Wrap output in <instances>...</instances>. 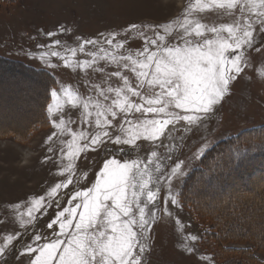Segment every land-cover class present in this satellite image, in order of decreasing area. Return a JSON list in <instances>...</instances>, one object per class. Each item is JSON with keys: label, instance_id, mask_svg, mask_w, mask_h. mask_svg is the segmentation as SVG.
Returning a JSON list of instances; mask_svg holds the SVG:
<instances>
[{"label": "snow or ice", "instance_id": "6c2138e0", "mask_svg": "<svg viewBox=\"0 0 264 264\" xmlns=\"http://www.w3.org/2000/svg\"><path fill=\"white\" fill-rule=\"evenodd\" d=\"M209 10L230 22L204 24L197 14ZM260 34H264V0H191L182 14L167 21L130 24L124 38H118L117 31L99 33L95 39L78 36V45H64V54L53 50L62 45L60 39L40 45L48 49L40 58L49 66L54 67L47 58L59 57L66 67L91 69L103 80L87 97L63 85L59 91L51 89L47 111L56 131L47 137L52 146L43 162H52L55 174L64 178L43 194L11 205L24 231L5 235L0 257L55 206L47 224L50 235L36 233L19 251L27 264H150L153 226L164 216L171 217L169 204L180 206L173 182L192 179L190 162L175 155L180 146L177 137L182 142L183 133L204 123L231 94L233 82L250 66V50L264 54V45L256 47ZM46 35L51 39L58 33ZM135 38L143 41L142 48H126L128 39ZM90 45L94 51L87 50ZM77 53L90 59L76 60ZM125 73H131L135 82ZM113 78L118 85L113 86ZM66 105L82 109L78 130L69 127L63 116L52 119ZM142 143L150 146L144 156L139 154ZM210 147L205 141L192 159L205 156ZM101 148L106 158L95 181L86 189L75 187L86 177V173L77 177L76 161L82 153ZM120 154L131 158H117ZM244 159L243 151H236L217 171H229ZM204 176L201 173L197 182L203 183ZM70 185L73 190L62 192ZM162 189L167 190L163 198ZM62 194L68 196L63 206ZM197 239L191 233L185 236V241ZM187 251L194 249L187 246Z\"/></svg>", "mask_w": 264, "mask_h": 264}, {"label": "rangeland", "instance_id": "374dc122", "mask_svg": "<svg viewBox=\"0 0 264 264\" xmlns=\"http://www.w3.org/2000/svg\"><path fill=\"white\" fill-rule=\"evenodd\" d=\"M190 2L191 0H0V243L6 234L24 231L19 228L11 205L33 195L43 194L51 185L64 178L55 174L56 166L52 162H43L44 157L50 155L47 152L48 147L52 146V142L46 143L47 137L56 131L47 111L48 104L52 102L51 89L59 91L63 85L79 92L82 97H87L95 94L93 85L100 84L103 80L102 74L91 69L82 71L66 67L59 57L47 58L51 65H54L49 66L40 58V54L48 49L40 45L60 39L62 45L53 50L64 54V45L76 47L78 36L95 39L99 33L107 35L111 31H117L121 33L118 38H124L125 29L130 24H156L167 21L182 14ZM197 15L209 26L230 22L229 17L222 16L217 11L209 10ZM61 26L70 31L60 32ZM50 31H55L58 35L50 39L46 35ZM258 41L256 47L264 45V34L259 35ZM142 46L143 41L139 38L128 39L126 44V48L131 49H140ZM87 50L95 49L90 45ZM75 59L90 57L77 53ZM100 66H104L103 62ZM37 69L46 71L51 79L42 78L35 72ZM108 70L113 69L110 67ZM125 74L135 82L131 73ZM118 83L117 78L112 79L113 86ZM47 93L49 99L43 114L38 104H42ZM81 111L79 107L66 105L63 112L53 115L52 119L59 121L63 116L69 121V127L78 130L82 127ZM32 119L34 121H30ZM259 126H264V54L255 52L253 48L250 50V66L233 82L231 94L217 106L216 111L208 116L204 123L194 126L190 132L183 133L182 142L179 141V136L177 137L180 146L175 155H180L181 159L191 164L189 171L192 179L188 183L191 193L201 185L197 192L202 199L213 197L211 202L221 204L229 195H249L248 190L254 187V184L264 186V150H258L263 152V156L254 161L250 154L244 155L245 159L239 168H234L232 176L212 179L217 175L210 168L202 172L205 174L204 182L198 184L201 174H192L198 169L202 158L192 157L205 141L212 148L222 140ZM3 127H8V130L3 131ZM62 139L69 137L64 136ZM59 147L58 143L55 144L57 151ZM149 147L142 143L139 154L146 155ZM105 158L103 148L82 153L76 161V171L77 177L85 173L86 177L75 187H90ZM117 158L131 157L120 154ZM209 180L211 183H208ZM218 181H222L220 188ZM173 183L175 192L179 193L184 182ZM194 183L196 184L192 186ZM73 188L74 186L70 185L69 189L62 192L71 191ZM166 194L167 190L162 189V198ZM178 199L179 207L168 205L171 217L164 216L153 226L152 250L147 257L150 264H224L225 256H229L233 249L246 247L252 248L250 253L253 256L250 257L264 262V250L255 246L252 235L246 238L223 239L220 249L227 250L223 251V256L213 255V248L205 249L199 239L202 230L210 228L211 223L214 224L215 212L194 205L193 202L195 207L190 208L182 203L179 195ZM60 200L62 206L66 205L68 196L62 194ZM56 211L55 206L48 209L47 215L40 216L34 228L29 226L19 240H14V246L9 248L4 257H0V264H27V257H19V251L36 233L50 235L52 230L47 228V224ZM177 219L181 222L180 225L176 223ZM188 233L196 235L197 241H185ZM186 245L193 247L194 251L189 253ZM228 248H233L232 252H229L231 250Z\"/></svg>", "mask_w": 264, "mask_h": 264}, {"label": "trees", "instance_id": "16d2710c", "mask_svg": "<svg viewBox=\"0 0 264 264\" xmlns=\"http://www.w3.org/2000/svg\"><path fill=\"white\" fill-rule=\"evenodd\" d=\"M35 72H37L38 75H41L42 78L47 77V80L49 78L51 79L50 75H48V73L44 70L37 69ZM50 86L51 83L49 87ZM47 99H49L48 93L46 94V98H43L42 104H38V108H42L43 114L45 112L44 108L46 107ZM34 119L30 121H34ZM36 119L38 121L40 120L39 118ZM258 150H264V126L246 129L233 138L218 142L215 146L207 151L205 156L201 158L203 163H200L198 169H196L192 174L199 175L202 172H205L206 169L211 168L215 175H219V179L223 177L225 178L227 175L232 176L235 167L229 171L223 172L217 171V169H222L225 163L229 160L230 156H232L236 151H243L244 155L250 154L252 161L257 160L263 156V152H259ZM241 164L236 166V168H239ZM186 181L187 182L183 183L179 191V198L182 203H185L190 208H193L194 205H197L202 208L206 207L208 210L215 212V221H213L214 224L211 223L210 228L207 227L203 229L200 235L199 241L202 243L205 249H210L209 247H211L213 248V250L210 249L213 255L218 257L220 254L223 256V251L225 252V250H227L220 249L223 239L246 238L252 235V238L255 240V246H257V248L260 250H264L263 185L257 186L254 184V187H250L251 189L248 190L249 195H229L226 197V200L221 201V204H214L213 201L211 202L213 197H210V199L208 197H206V199H202V197L198 195L197 189H199L201 185L196 188L195 191L193 190L194 193H191L190 187L188 185L189 180H187V178ZM221 182L218 181L219 188L222 186L220 185ZM195 184L196 183H194L192 186ZM198 197L200 199H198ZM192 202L194 205H192ZM228 249L231 250L233 248ZM250 251H252V248L248 247L244 249H233V252L232 250L229 251L232 252L229 256H225L226 261L224 264H264V262L250 257L252 255Z\"/></svg>", "mask_w": 264, "mask_h": 264}, {"label": "bare ground", "instance_id": "6f19581e", "mask_svg": "<svg viewBox=\"0 0 264 264\" xmlns=\"http://www.w3.org/2000/svg\"><path fill=\"white\" fill-rule=\"evenodd\" d=\"M1 107V106H0ZM22 125V124H21ZM2 127V126H1ZM14 127V126H13ZM3 131H7L8 130V127H3V129H2ZM1 132V131H0Z\"/></svg>", "mask_w": 264, "mask_h": 264}]
</instances>
